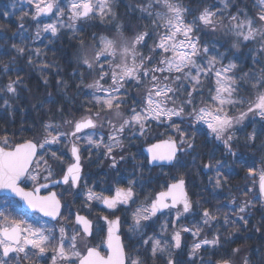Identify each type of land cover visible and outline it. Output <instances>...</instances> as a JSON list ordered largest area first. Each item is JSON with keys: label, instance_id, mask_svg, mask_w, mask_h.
Masks as SVG:
<instances>
[{"label": "trees", "instance_id": "obj_1", "mask_svg": "<svg viewBox=\"0 0 264 264\" xmlns=\"http://www.w3.org/2000/svg\"><path fill=\"white\" fill-rule=\"evenodd\" d=\"M148 2L149 0H110L115 18L108 16L101 19L97 13L90 19L77 20L74 32L72 28L66 26L69 23L67 10L69 0H59V5L65 8V15L62 18L54 12L52 15H42L38 19L33 18L35 6L28 0H0V141L7 137L8 147L28 140L40 143L45 136V124L59 126L58 131L71 132L73 126L66 123L67 121H78L82 117L94 115L98 106L90 103L93 90L84 85L92 83L97 78V73L83 66L79 57L84 52L91 56L100 47L101 36L116 39L119 31H122L128 40L139 32L147 31L149 35L144 42L146 46H138V51L149 55V49L157 39L156 34L161 33L162 29L154 31L152 21L156 18L155 15L149 16L139 10ZM179 2L190 10L185 16L186 22L189 23L204 7L221 10L224 13V25L229 23L231 15L239 13L243 18L246 14L255 19L260 11L258 0H231L227 10L224 9L222 0ZM150 11L164 12L165 9L160 5H154ZM61 22L64 27L59 26ZM47 23H56L58 33L54 36L51 32H41L40 39H35L37 28H42ZM21 24L24 25L23 28L20 27ZM117 25L122 28L118 30ZM20 33H23L25 38L24 56L18 55L12 48L13 44H21ZM195 35L199 37L202 45L206 44L209 47L211 54L224 53L225 65L230 61L236 63L237 69L234 74L238 77L239 84L237 98L243 99L245 103L228 111L231 116L246 111L248 102L255 99V90L239 77L264 67V54L260 52V44L242 39L237 41L235 35L223 27L216 31L200 27ZM81 40L84 41L83 47L80 44ZM236 42L240 44L238 49L231 47ZM36 49L40 50L38 56L35 55ZM29 57L32 59L31 64L28 62ZM156 58L158 60L159 57ZM205 62L198 58V63ZM4 65H8L7 73L3 70ZM105 67L107 68V64ZM74 73L83 74V84L81 77ZM17 76L21 82L16 86L17 93L14 96L4 89L10 81L16 80ZM101 83L108 87L111 80L106 77ZM214 87V77L204 79L202 88L194 94V105L202 107L201 101L210 105L209 95ZM126 89L127 95L122 98L128 103L121 105L125 117L131 114L130 109L133 106L137 111L143 107L147 84L136 86L133 82H128ZM121 92L123 93L124 89ZM185 96L186 93L178 97V102ZM5 99L9 101V107L4 106ZM189 111L190 109L186 107L185 112ZM101 118L100 123H103V127L98 123L97 128L78 134L81 139L76 141L81 147L83 162L88 167L90 186L100 191L106 190V186L113 190L117 186H126L129 180H135L134 187L138 196L136 203H139L143 197L149 201L158 190L166 189L168 185L183 178L192 201L191 211L183 213L179 219L176 217V210H170L166 215L163 214L165 217L159 223L144 222L147 227L138 230L139 233L134 239L125 244L128 257H139L142 264H167L169 253L175 264H217L224 261L244 264L245 259L249 264H264V199L259 188V173L264 170V134L260 131L264 128V121L252 115L244 124L234 127L232 132L235 138L231 142V147L235 155H232L221 141L210 134L207 125L193 123L187 116L183 121L174 117L173 121L184 132L189 135L195 133V147L194 150L179 153V164L159 167L149 165L144 146L166 138L176 139L179 143L180 134L172 123L149 121L143 135H140L138 128H126L121 136L122 147L113 150L112 156L118 163L112 168V159L106 154V150L103 147L91 146L83 139L86 134H94V138L103 136L104 142H108L111 129L105 118L113 119L117 124L120 121L107 112H102ZM254 128L257 131L256 139L248 141V134ZM71 141V137H63L60 144L46 145L45 149H40V155L45 154L55 169L54 177L62 172L57 168L60 167L61 161L50 159L51 153L55 152L62 160L71 161ZM121 157L124 159L121 160ZM193 157H196L195 161ZM210 159L213 165L217 161L220 162L222 165L220 171L227 177L221 181L220 187H215L214 181L209 182V177L215 176V170H205L203 167ZM249 168H253L256 174H250ZM246 202L248 207L241 215L248 221L247 225L235 214L238 207ZM204 209L213 212L219 209L217 219L207 226L202 224ZM16 212L26 213L35 225L39 222L34 217H39L40 222L42 220L49 222L48 227L53 229L57 236L56 226L53 227L55 222L45 220L24 209L22 212L17 210ZM225 214L228 216L227 224L224 222ZM197 227L201 229L198 237L182 231L183 228ZM178 229L182 231L181 247L176 249L171 245L174 244L173 234ZM216 235H219L218 245H203L196 256L190 255L192 245L197 240L213 239ZM153 236L161 239L162 244L167 242L169 245L168 252L158 253L155 259L150 253L151 242L141 246L143 240ZM236 249L239 251H234Z\"/></svg>", "mask_w": 264, "mask_h": 264}, {"label": "snow or ice", "instance_id": "obj_2", "mask_svg": "<svg viewBox=\"0 0 264 264\" xmlns=\"http://www.w3.org/2000/svg\"><path fill=\"white\" fill-rule=\"evenodd\" d=\"M30 4L35 6L34 19H38L42 15H52L54 12L60 18L65 15V8L59 5V0H28ZM231 0H222L224 9L229 8ZM154 5L162 6L164 12L153 13L150 9ZM260 11L255 19L248 17L246 14L243 18L238 13L229 17V23L224 25V13L219 10H213L204 7L200 10L192 22H186L185 16L190 11L184 7L179 0H149L146 6H141L140 11L146 12L149 16L155 15L152 21L153 29H162L161 33H157V39L153 46L149 49V55H144L138 51V46H146L145 39L148 32H139L131 40L123 36V32L119 31L118 38L109 39L101 36L99 38L100 47L91 56L84 52L80 57L83 66L88 70L97 73V78L92 82L84 85L88 89H92L91 104L98 106V110L94 115L82 117L78 121H67L73 126L71 132L58 131L57 125L45 124V136L43 142L34 143L28 140L22 144H18L8 149V138L4 137L0 141V190H7L15 193L24 201L28 208L33 212L42 213L43 216L55 219L60 216L61 204L52 192L47 196L39 195L42 188H48L51 184L70 185L75 188L80 185L81 181V157L80 147L76 143L80 136L79 133L85 129H95L98 126L103 127L101 121V113H110L119 124L114 123L113 119L105 118V122L111 129L108 142H104L103 136L94 138V134H88L83 139L96 148L103 147L106 154L111 157V167L115 168L118 161L112 156L113 150L121 148L123 141L122 134L126 128L139 129L140 135L144 134V130L149 121H168L172 123L176 131L180 134L179 146L174 140H169L164 145L165 151H160L161 145H153L148 149L151 154L150 163L157 161H167L170 164L174 162L179 164L177 157L178 152H188L194 150L195 133L189 135L184 132L179 125H176L173 118H180L182 121L185 116L189 117L193 123H203L207 125L210 134L215 139L222 141L226 149L232 152L231 142L235 138L232 130L236 125L241 124L249 114L258 116L264 121V67L256 72L245 73L239 77L245 81L249 87L255 90V99L248 102L246 111L240 112L239 116L229 115V109L236 108L245 103L243 99L237 98L238 93V77L234 74L237 65L229 62L227 65L223 63L224 53L211 54L209 47L202 45L195 33L200 27L209 28L212 31L223 27L227 32H231L237 38V41H256L260 44V52L264 54V0H258ZM69 23L66 25L75 32V22L81 19H90L97 13L101 19L111 16L115 18L110 0H69L67 5ZM27 15V13H25ZM257 24L259 26H257ZM60 27L65 25L61 22ZM24 27L23 24L20 25ZM118 30L122 26L117 25ZM41 32H51L52 35L58 33V25L56 23H47L42 28H37L35 39H40ZM21 44H13L12 48L20 56H24L26 47L24 46V34L20 33ZM81 47L84 41H80ZM232 48H239V42L233 43ZM35 55H40V50H35ZM159 57L158 60L156 57ZM103 58V60H102ZM198 58H202L205 63H198ZM14 62V58H13ZM29 64L32 63L31 57L28 59ZM107 64V68L105 67ZM4 72H8V65H4ZM81 77L83 84V74L74 73ZM209 76L215 78V87L210 92L209 99L211 104L203 101L202 107H196L193 103L194 94H197L202 88L203 80ZM111 80V84L105 87L101 81L105 78ZM20 77L10 81L4 91L14 96L17 93L16 86L20 83ZM133 82L134 85L147 84L146 94L143 98V107L137 111L133 106L130 109V115L127 117L121 111V105L128 103L123 96L127 95L126 83ZM47 84V80H45ZM58 83H60L58 81ZM80 85H78L79 87ZM66 87V85H65ZM124 89L122 93L121 90ZM102 93L103 95H98ZM185 98L178 102V97ZM4 106L9 107V101H3ZM190 109L185 112V108ZM62 111V109H60ZM264 134V128H261ZM55 132V134H53ZM257 131L254 128L248 134V141H254ZM63 137H71L70 151L75 158L74 163L68 165L61 179H53L54 172L48 160L44 158L45 154L37 156V149H45V146L60 144ZM50 159L53 161H61L62 157L57 156L55 152L51 153ZM121 160L124 157L120 158ZM196 157H193L195 161ZM205 170H215V176L209 177V182L214 181L215 187L221 186V181L227 177L220 171L222 165L219 161L215 165L211 162L203 165ZM250 174H256L253 168L248 169ZM260 191L264 193V170L260 173ZM31 180L34 185L32 191H25L20 187L22 179ZM44 181L41 183V181ZM128 187L118 188L116 196L113 198L96 197L91 189L87 192V200L101 199L103 203L110 209L117 208L120 204H128L136 195L134 192L135 180L128 181ZM234 203V202H233ZM7 205H12L17 211H23L18 203L7 201ZM248 203L238 207L235 213L240 221L247 225L248 221L242 213H245ZM165 209H176L177 219L183 213H188L192 209V201L189 198L185 181L183 178L168 186L166 191L159 192L155 198L145 207L138 208L133 214V227L131 231L136 232L147 227L144 223L150 221L157 213ZM209 209H204L202 216V224L207 226L217 219V213ZM26 215V213H25ZM39 222V217H34ZM106 245L108 255H101L96 247L85 248L86 254H82L77 246V237L82 233L83 237H91L93 235V225L85 216L78 213L75 215V223L78 229H73V234L69 237L65 227L61 226L58 230L57 237L55 231L46 224L34 226L22 217L17 219L8 213L7 208L0 210V264H26L34 258L46 260L47 252L52 251L51 264H142L139 257H128L125 252V246L117 234L119 232L120 220H108ZM224 222L227 224L228 216L225 214ZM233 223H235L233 221ZM238 230V229H237ZM182 231L190 232L194 236H199L200 228H183ZM174 244L171 247L179 249L181 247L180 232H175L173 236ZM151 242L150 253L153 259L158 253L168 252L169 245L167 242L162 244L161 239L149 237L142 241V245H148ZM67 243V247L65 246ZM219 235L212 240L204 239L192 245L190 255L196 256L197 252L203 245H218ZM236 252L239 249L234 250ZM167 264H175L171 254L167 256ZM223 264H229L224 261ZM244 264H249L245 259Z\"/></svg>", "mask_w": 264, "mask_h": 264}, {"label": "flooded vegetation", "instance_id": "obj_3", "mask_svg": "<svg viewBox=\"0 0 264 264\" xmlns=\"http://www.w3.org/2000/svg\"><path fill=\"white\" fill-rule=\"evenodd\" d=\"M76 143L80 147L79 143L78 142ZM10 148L12 147H8V149ZM80 152H81V147H80ZM39 156H40V151H39L38 157ZM44 158L47 159L48 163L50 164L48 157L44 156ZM71 158H72V155H71ZM73 161H74L73 158L69 162L62 160L60 167H57L58 169L60 168L62 172H60L59 176L54 177L55 176L54 175L53 179L61 178L63 174L65 173L68 165H70ZM82 164H83V171H82L80 185L78 187L72 188L70 187V185L60 184V185L55 186L54 188L44 189L41 192V194L46 195L51 190L55 189L57 191L59 198L61 199L63 203V211L61 213L60 218L57 221H52V222H55L54 223L55 225H53V227L56 226L57 237L59 236L58 230L61 226L65 227L69 237L73 234V229L79 228V226L75 223V215L78 213L81 216H85L88 220L92 222V225H93V235L91 237H83L82 233L77 237L78 248L83 240V242L85 241L84 243L85 248L86 246L96 247L97 249L101 251L103 255H107L108 250H107V245H106V237H107L108 223L104 219V217H107L108 220H115L116 218H119L120 230H121L120 235L122 236L123 243L125 246L127 241H129L130 239H134L135 235L139 233V231H136V232L131 231L133 227L134 212L138 208L147 206L159 192L167 190L168 187L163 190H158L155 193L154 197L152 196L149 201L146 200L145 197H143L141 202L139 203H136V200H138L137 198L138 196H137V191L134 187L133 190L136 193V195L133 197L132 201H130L126 205L120 204L117 206V208L110 209L103 203L101 199H93L91 201L87 200L88 190L91 189V191L95 194L96 197L113 198L116 196V191L118 188L126 189L129 185L127 184L126 186H117L113 190L112 188L109 189L108 186H106V190L104 191L96 190L92 186L89 185V182H91V181H88L90 179L88 175L89 171H88V167L83 162V158H82ZM93 180H96V179L93 178ZM43 182L44 181L42 180L41 183ZM21 185L23 186L25 190H33L34 186H36L31 180L26 179V178L21 182ZM189 198H190V195H189ZM7 201H13L15 203H18L23 208L22 203L18 199L9 197V196H2L0 197V210H5V208H7L8 213H10L11 215H14L15 217H18V218L22 217L23 219H25L26 217L30 218V216L25 215V213H19V215H17L16 208L13 207L12 205H7L6 204ZM170 210H176V209H166L162 212L157 213L155 217H153L150 221H148L149 224L159 223L165 217L163 216V214L166 215ZM31 214H34V213H31ZM36 215L42 217L40 214H36ZM43 219L49 220L46 218H43ZM31 223L34 225L32 220H31ZM40 224H46L47 226H50L49 222L43 221V220L41 222L39 221V223L34 226H40ZM177 231H179L181 234V230L178 229L176 230V232ZM208 240H212V239L208 238ZM65 246L67 247V243ZM125 249H126V246H125ZM80 251H82L81 247H80ZM126 253H127V250H126ZM82 254H86V252H83ZM46 255L48 257L46 260H40V259L34 258L32 261L26 262V264H51V256L53 255L52 251L49 250Z\"/></svg>", "mask_w": 264, "mask_h": 264}, {"label": "water", "instance_id": "obj_4", "mask_svg": "<svg viewBox=\"0 0 264 264\" xmlns=\"http://www.w3.org/2000/svg\"><path fill=\"white\" fill-rule=\"evenodd\" d=\"M88 129H85L83 132H85V131H87ZM83 132H81V133H83ZM169 140H174V141H176L177 143H178V141L176 140V139H172V138H166V139H161V140H157V141H155V142H152V143H150V144H148V145H146V146H144V152H145V154H146V156H147V158H148V162H149V165L151 166V167H159V166H171V165H173V164H170V163H168L167 161H157V162H154V163H150V160H151V154L149 153V151H148V149L149 148H151L153 145H161L162 147L159 149L160 151H165L166 149H165V147H164V145L166 144V142L167 141H169ZM31 141H33L34 143H37L36 141H34V140H31ZM26 142V141H25ZM22 143H24V142H22ZM22 143H19V144H22ZM18 145V144H17ZM178 146H179V143H178ZM12 148H10L9 150H11ZM179 153L180 152H178L177 153V157H178V155H179ZM38 154H39V147H38V149H37V156H38ZM71 155H72V153H71ZM80 157H81V167H82V171H83V164H82V156H81V152H80ZM72 158H73V160L75 159L73 156H72ZM72 163H74V161L72 162ZM71 163V164H72ZM81 176H82V172H81ZM59 179H61V178H58L57 180H59ZM24 179H22L21 181H20V187H22L23 188V186L21 185V182L23 181ZM185 181V180H184ZM177 182V181H176ZM175 183V182H174ZM57 185H60V184H51V182H49V187L48 188H54L55 186H57ZM61 185H64V184H61ZM259 186H260V183H259ZM185 188H186V182H185ZM44 189H47V188H42L41 190H40V193H39V195H41V196H47V195H49L50 193H52V192H54V193H56V196H57V198L59 199V201H60V204H61V208H60V216H61V213H62V211H63V203H62V201H61V199L59 198V196H58V194H57V191L55 190V189H53V190H51L48 194H46V195H42L41 194V192L44 190ZM25 191H32V190H25ZM166 191V190H165ZM186 191H187V188H186ZM187 194H188V191H187ZM262 194V197L264 198V193H261ZM2 196H9V197H13V198H16V199H18L21 203H22V206H23V208L25 209V210H27V211H29V212H31V213H37V214H40L41 216H43V214L42 213H39V212H33L30 208H28V206H27V204L24 202V201H22L21 199H20V197H18V196H16L15 195V193H12V192H10V191H7V190H0V197H2ZM188 196H189V194H188ZM166 210V209H165ZM164 211V210H163ZM60 216L59 217H57V218H55V219H52V218H50V217H47V216H43L44 218H47V219H50V220H52V221H57L59 218H60ZM120 226H119V232L117 233L119 236H120V238H121V240H122V242H123V239H122V236L120 235ZM124 244V243H123ZM99 250V249H98ZM108 250V249H107ZM100 251V250H99ZM125 252H126V249H125ZM100 253H101V251H100ZM101 255H103L102 253H101ZM108 255V254H107ZM107 255H104V256H107ZM126 255H127V253H126ZM229 262V264H234V263H232V262H230V261H228ZM217 264H223V262H219V263H217Z\"/></svg>", "mask_w": 264, "mask_h": 264}, {"label": "rangeland", "instance_id": "obj_5", "mask_svg": "<svg viewBox=\"0 0 264 264\" xmlns=\"http://www.w3.org/2000/svg\"><path fill=\"white\" fill-rule=\"evenodd\" d=\"M239 114H240V113H239ZM239 114L234 115V116H239ZM250 116H252V114H249V116H248V117H247V118H246L241 124H239V125L244 124L248 119H250ZM205 125H206V124H205ZM239 125H236V126H239ZM86 135H88V134H86ZM86 135H85V136H86ZM85 136H84V137H85ZM219 141H220V140H219ZM221 142H222V141H221ZM52 168H53V167H52ZM54 171H55V169L53 168V172H54ZM16 214L19 215L18 212H17ZM10 215H11V214H10ZM11 216H12V217H15L14 215H11ZM15 218L19 219L18 217H15ZM25 220H27L29 223H31V220H32V219H30L29 217H26ZM34 225H35V224H34ZM182 227H184V226H182ZM181 232H182V231H181ZM189 233H190V232H189ZM190 234H191V233H190ZM180 235H181V234H180ZM201 240H204V239H201ZM201 240H197L196 243H197V242H200ZM84 243H85V241L83 242V240H82V242H81V244H80V246H79V250H80V247L82 248V251H81L82 253L85 252V244H84Z\"/></svg>", "mask_w": 264, "mask_h": 264}]
</instances>
